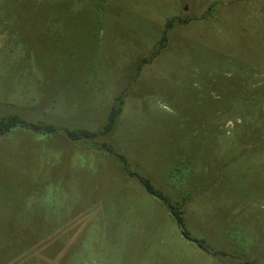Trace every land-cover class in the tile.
Masks as SVG:
<instances>
[{"label": "rangeland", "instance_id": "374dc122", "mask_svg": "<svg viewBox=\"0 0 264 264\" xmlns=\"http://www.w3.org/2000/svg\"><path fill=\"white\" fill-rule=\"evenodd\" d=\"M0 114V264H264V0H0Z\"/></svg>", "mask_w": 264, "mask_h": 264}, {"label": "trees", "instance_id": "16d2710c", "mask_svg": "<svg viewBox=\"0 0 264 264\" xmlns=\"http://www.w3.org/2000/svg\"><path fill=\"white\" fill-rule=\"evenodd\" d=\"M173 23H174V21H170V23L168 24L169 27H171ZM167 39H168L167 35L165 34L163 36L161 42H160V49L165 47V43L167 42ZM158 52H156V54H158ZM118 100L122 101L121 99H118ZM121 110H122V105H120L119 107H116V106L113 107L112 111L110 112L109 124L106 126L105 130L103 131V134H107L108 132H110L113 129V127L115 125L116 118L121 113ZM16 127L26 128V129H30V130H33L36 132H45V131L46 132H53V131H56V129L52 125L27 124L26 122L21 120L16 115L3 116L0 114V136L6 135L7 133H9V131L11 129L16 128ZM68 134L70 137H73V138H81V137L94 138V137H96V133H90L88 131H83V130L79 131L78 133L77 132H69ZM122 159L125 161L124 157H122ZM140 179L151 195L160 198L161 200H163L168 205L171 213L176 218L178 225L181 228H184V218L182 216V213L178 209H176L160 191L156 190L148 179H145V178H140Z\"/></svg>", "mask_w": 264, "mask_h": 264}]
</instances>
